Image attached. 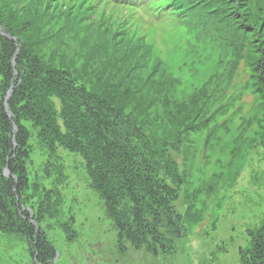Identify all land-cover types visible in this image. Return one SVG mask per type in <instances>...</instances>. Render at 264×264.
I'll list each match as a JSON object with an SVG mask.
<instances>
[{"label":"rangeland","instance_id":"rangeland-1","mask_svg":"<svg viewBox=\"0 0 264 264\" xmlns=\"http://www.w3.org/2000/svg\"><path fill=\"white\" fill-rule=\"evenodd\" d=\"M202 1L179 18L156 12L155 0H48L43 19V0H0V55L6 46L8 57V66H1L5 59L0 57V111L9 112L3 102L9 91L5 74L10 71L11 82L21 78L16 46L73 74L86 88L99 77L109 87L130 91L127 111L144 98L157 122L180 107L192 111L181 149L170 151L184 174L172 217L189 219L187 234L175 238L172 254L127 243L121 250L80 158L58 149L64 169L56 187L58 214L50 218V205L44 203L39 219L54 249L51 264H239L246 231L264 217V112L255 90V73L264 63V0H209L213 4L206 11ZM2 28L13 41L2 39ZM28 140L34 145L26 164L28 186L37 180L49 189L45 152L34 134ZM7 158L0 152L1 194L9 201L14 184L3 181L10 178ZM30 188L24 189L26 195ZM47 194L55 200V193ZM28 203L21 214L33 211L34 217L39 210ZM4 235L0 264H32L27 239Z\"/></svg>","mask_w":264,"mask_h":264},{"label":"trees","instance_id":"trees-1","mask_svg":"<svg viewBox=\"0 0 264 264\" xmlns=\"http://www.w3.org/2000/svg\"><path fill=\"white\" fill-rule=\"evenodd\" d=\"M44 1L48 0H43L39 13L47 19L48 3ZM155 1L159 4L156 12L163 15L168 11L181 18L194 9L198 0ZM209 2L202 1L204 10L213 4ZM3 31L5 36L14 38L13 34ZM8 37L2 39L8 43ZM18 47L19 54H15L19 58L17 71L21 78L11 82L10 71L5 74L4 83L9 85V92L11 89L6 100L9 112L4 113V107L0 111V152L10 157L7 158L10 178L3 181L14 184V193H8V201L1 194L0 169V234L27 239L32 264L52 263L54 249L39 224L44 203L50 205V218H54L53 212L58 214L55 207L60 206V197L56 198V187L64 180V169L57 150L62 149L80 158L88 186L102 203L121 250L127 243L153 254H172L175 238L187 234L189 219L180 214L172 217L176 188L184 174L179 173L172 162L170 151L181 149L184 130L189 126L185 124L192 111L180 107L170 118L164 115L163 123L157 122L146 98L138 100L132 110L127 111L132 98L130 91L109 87L107 80L99 77L86 88L73 74L45 65L33 52L22 47L19 51ZM6 52L5 46L0 55L5 59L1 66H8ZM255 74L259 79L255 90L264 112V63L260 62ZM54 99L59 101V106ZM30 134H34L39 149L45 152L49 189L37 180H32L31 188L28 186L26 164L34 152L33 142L28 140ZM27 187L30 192L26 195ZM52 192L54 201L47 196ZM25 202L38 208L36 219L33 211H23L26 217H32L30 220L21 214ZM189 211L192 214L191 208ZM246 235L248 241L240 249L239 264H264V217L257 227L248 229Z\"/></svg>","mask_w":264,"mask_h":264},{"label":"water","instance_id":"water-1","mask_svg":"<svg viewBox=\"0 0 264 264\" xmlns=\"http://www.w3.org/2000/svg\"><path fill=\"white\" fill-rule=\"evenodd\" d=\"M2 36H5V34L4 33H2ZM5 37H8V36H5ZM9 38V37H8ZM10 40H12L13 41V39L12 38H9ZM10 94V92H8V94H7V96L5 97V101L7 100V98H8V95ZM4 105H6V104H4ZM5 109H7V107L5 106Z\"/></svg>","mask_w":264,"mask_h":264}]
</instances>
